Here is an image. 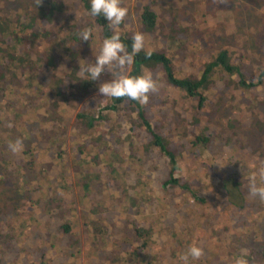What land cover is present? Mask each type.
<instances>
[{
    "label": "rangeland",
    "instance_id": "rangeland-1",
    "mask_svg": "<svg viewBox=\"0 0 264 264\" xmlns=\"http://www.w3.org/2000/svg\"><path fill=\"white\" fill-rule=\"evenodd\" d=\"M14 2V0H0V7L4 3L8 5L7 14L10 18L8 21L4 15H0V23L7 24L10 28H14L17 12L20 11ZM63 2L64 4L59 3V9L55 11L56 18L53 16L54 20L73 18L72 22L78 25L80 32L81 26L85 27V12L81 1L63 0ZM144 4H151L152 9L161 17L165 30L160 33L170 34L173 39L171 47L174 48L175 57L172 54L170 56L176 58V65L182 67L178 69V77L193 74L195 77L200 76L210 61L226 49L231 61H237L239 67L242 66V70L256 73L264 65V0H122V6L128 9L122 24L132 28L133 34L137 31L142 32L138 17L141 15ZM171 23L176 26H169ZM52 27V21L48 22L46 28L52 29ZM94 27L100 28V25ZM171 29L175 30L172 32ZM51 31V36L54 35V37L47 43L53 41L57 50L62 49L69 53L67 56H70V51H73L71 46L75 42L66 36L69 30L61 24L58 29ZM75 35H78V29ZM146 38L147 50L152 48L166 50L169 46L168 40L164 41L158 37V31ZM102 41L96 37L89 44L90 46L85 47L82 44L77 47L74 62L69 64L65 57L60 61L56 60L52 69L46 73L40 72L38 67L45 66L47 70L50 67L48 63L46 65L35 63L36 78L33 83V95L41 104L35 110L37 113L44 114L48 103V93L41 98L39 89L48 86V78L60 79L62 82L58 91H61L64 97L60 107L62 120L67 130L65 145L61 147L62 150L65 149L61 155L64 164L60 163V166L59 162L57 164L59 169L63 167V173H66L64 176L73 180L79 175V172L74 169L78 159L84 161V165L80 164L79 168H86L87 164L92 163L91 155L102 152V149L95 150L93 145L79 148L76 139L82 136L77 142L80 144L82 138L104 132L103 137L107 140L106 146L109 148L112 143L108 137L121 132L122 136L119 140L121 144L116 162H121L120 157H123V164L126 165H122L119 172L124 174L125 171L138 169L146 183V187L142 189L143 196L139 201L144 209L137 216L140 219L138 221L145 220L148 216H155L160 204L165 203L160 211H176L175 218L166 220L165 223H173L171 229L176 225H181V230L185 229V233L178 236L179 239H185V246L189 248L195 244L204 250V255L198 260L200 264L204 263L206 257H211L213 243L216 241L227 247L224 248L225 252L219 253L222 259L217 264L221 261V264H235V260L240 256H244L248 264H264V199L250 194L253 178L258 187L264 186V177L260 175L264 170V91L256 95L255 91L244 90L231 82L226 84V80L213 75L212 80L217 83L213 88L202 91L205 101L202 107H198V100L188 99L184 91L170 85L162 72L153 67L154 65L143 67L141 73H151L157 85V90L149 93L148 102L142 105L145 107L144 114L155 134H158L166 142L168 149L176 154L175 176L179 186L187 187L185 190L159 188L156 192L162 185V181L168 179L169 162L158 149L145 153L143 147L148 146L150 139L146 135L140 137L134 135L137 129L133 128L134 125L131 126L129 117L124 113L126 110L124 107L120 106L114 111L107 109L111 105L112 98L104 99L98 87L113 78V70L111 68L102 70L99 77L101 79L96 80V84H93L90 90L82 89L77 84L78 79L83 77L77 73L80 66L84 67L85 62L95 61ZM6 43L15 48V42L5 41L3 38L0 41V50H5ZM33 47L36 50L34 44ZM89 50L90 53H88ZM32 59H36L34 51ZM2 69L0 79L5 81L7 86L11 84L13 87L20 73H16L13 65L5 67L2 65L1 71ZM130 69L131 66H127L124 71L129 73ZM237 76L235 73L233 78ZM244 76L246 77L245 74ZM72 85H75L74 90L70 89ZM6 91L8 90H0L2 93ZM76 91L83 94V98L77 96ZM21 93L22 90H19L9 99H22ZM0 97L2 98L0 100V131H2L0 139L4 143L1 152L3 155L9 154L5 162L0 156V264H46L38 259L40 254H45L47 259L53 255L52 264H96L95 259L88 260L83 250L84 246H80L75 254H69L64 250V240L53 243L51 248L47 241L42 239V235L50 234L49 241L56 242L51 236L63 221L64 208L51 207L45 190L52 186V182L58 180L50 167H45L44 172L47 177L42 184L46 185L45 182H50V186H44L43 191L29 192V179H34L31 184L39 182L36 173L42 172L45 163V159L42 158L43 151L35 166L36 172L29 174L24 167L25 162H29V154L28 156H25L23 152L15 154L21 161L17 164L16 156L12 155L8 143L16 139L28 138L26 134L29 129L38 124L36 116L32 109L27 108L26 114L22 115L24 123L21 124L15 120L14 114L5 105V97ZM99 111L106 115V121L99 120L95 126L96 133L85 134L78 125L77 115ZM135 115L132 113V116ZM29 120L34 124H29ZM41 126L47 128L50 123H42ZM14 130L20 132L21 136H14V139H11V136L8 139L9 135L6 133ZM92 131L93 129H90V132ZM139 132L141 133V130ZM143 132L145 134V131ZM202 133L214 135L215 142L214 145L201 147L198 151L197 146H191L190 140L196 136L202 137ZM124 137L126 139L123 140ZM114 138L117 139V137ZM136 147L138 148L135 149ZM108 148L104 151L102 162L107 160L111 162L110 159L115 157L113 147L109 152L111 156L107 157ZM49 158H46V161ZM218 182L224 186V191L220 186H215ZM61 190L62 188L56 189L57 193H61ZM212 193L216 195L215 198L219 197L218 202L222 201L217 206L213 200L202 203L199 198L194 197L195 195L212 199L214 198ZM158 196L160 198L157 201ZM226 201L229 203L226 204ZM142 202H145L144 205ZM171 205H174V208H171ZM202 207L205 208L204 213H207L210 208L215 209V212L212 213L207 227L203 224L199 231L193 217L199 221L203 219ZM193 212L195 214L192 216ZM121 214L124 217L125 212ZM105 215L106 218L115 221L116 230L124 226V220L121 219L116 208ZM176 219H180V222L175 221ZM151 237L158 246H161L171 237V233L168 232V238H166L164 233L159 235L158 232H153ZM202 241L204 245L199 246ZM173 242L175 244L173 250L179 255L178 252H182L183 249L178 248L177 239ZM170 250L167 246L165 251L162 247L155 246L153 251L160 252L161 256L158 257L165 261L155 260L154 264H168L166 257H169Z\"/></svg>",
    "mask_w": 264,
    "mask_h": 264
},
{
    "label": "trees",
    "instance_id": "trees-1",
    "mask_svg": "<svg viewBox=\"0 0 264 264\" xmlns=\"http://www.w3.org/2000/svg\"><path fill=\"white\" fill-rule=\"evenodd\" d=\"M14 5H16L19 12L16 16V24L14 28H10L7 24L0 23V41L4 38L5 41L10 40L15 42V48L13 45L5 44V50H0V74L1 66L4 65H13L15 67L16 73H20L18 78L15 80L13 87L11 84L7 86L6 82L0 79V90H8L5 92H0V96L5 97V105L8 107L9 111H12L15 117V120H18L21 124L24 123L22 115L26 114V109H32L36 116L38 124L29 129V132L26 134L28 138H24V148L23 154L28 156L29 162H25L24 167L30 173L36 172L35 166L39 162V155L43 151V159L45 163L42 167V172L36 173L39 177V182L36 184H31L34 179H29V192H39L43 191L44 186H50V182L46 185L42 184V181L47 174L44 172L45 167H50L53 173L56 175L58 181L52 182V186L47 191V200L51 207L61 206L64 208L63 212V221L62 224L58 227L55 233L51 236L53 240L49 241L48 235H42V239L46 240L49 247H53V243H58L59 241H65L64 250L68 251L69 254H75L80 248L84 246L83 250L88 258L96 260V264H154L155 260H162L158 256H161L160 252L153 251V248L162 247L165 251L166 246L170 250L169 257H166L168 264H182L179 261L180 255L185 252L188 247L185 246V239L180 238L179 235L185 233V229L181 230V225H176L171 229L173 223L166 222V220H173L176 215V211H160L162 205L158 207V213L155 216H148L145 220H140V212L144 208L139 204L140 198L143 196L142 189L146 187L142 175L137 170L125 171L124 174L119 172V169L123 164V157H120L121 162L117 161L116 158L118 155V150L120 148L119 140L121 138V132L115 135L109 136L108 139L111 140V147L106 146V139L103 137V133H96L95 126L99 123V120H105V116L99 111L98 113L92 112L86 114L85 112L77 115L78 125L85 131V134L89 135L82 138V142L78 144L77 142L81 139H76V144L80 148H86L94 146L95 150L102 149L101 153H95L91 155L90 159L92 163L87 164L88 167L79 168L80 164L84 165L83 159H78L77 163L74 165L76 172H79V175L73 180H70L69 177H66V173H63V167L59 169L57 162L63 163L61 155L65 151L61 149L65 145L66 130L67 126L62 120L61 116V107L60 104L64 101L63 93L58 91L62 82L60 79L48 78V86L43 89H39L41 98L47 95V105L44 114H39L35 110L41 104L38 100L35 99L33 95V83L35 81L34 71L35 63L46 65L48 63L50 67L46 70L44 67H38V70L42 73L49 72L54 66L56 60L60 61L62 58L67 59L68 63L71 64L74 62V56L77 52V47L82 44L87 47L96 37L100 40H104L107 37H110L113 34V29L109 26L108 22L102 17H92L90 16V2L89 0H80L82 3V9L85 12V27L81 26L80 29L92 28L93 37L92 40L83 41L79 38V27L75 25L72 21L73 18H65L62 21H55L56 18L55 11L58 10L59 3H63V0H14ZM8 5L4 3L0 7V15H4L6 20H10L8 17ZM54 16V17H53ZM159 17L152 9L151 4H144L141 15L138 17L140 23V29L147 37H151L155 32L158 31V37L162 38L164 41L168 40V48L157 49L152 48V54L150 56L146 55V48L140 53L135 55L134 63L131 65V69L128 74L139 76L142 75L141 71L143 67H148L154 65L156 69L160 70L168 81V83L174 86L177 89L184 91L187 98H195L198 100V107L204 105L205 96L202 93L204 89H211L217 83L212 80L213 75L219 76V79L226 80L231 82L234 86L243 88L244 90L255 91L256 95H260L261 91H264V65L256 73H251L250 71L242 70V66L239 67L237 61H231V58L228 56V49L220 52L217 56L210 61V63L203 69V72L200 76L195 77L194 74L190 76H177V72L181 66L176 65L177 59L173 51L174 48L171 47L173 39L170 37V34L167 35L163 32L165 29L164 24L161 23ZM52 21V29H47L46 25L48 22ZM53 21L55 23H53ZM100 25V28H95V25ZM123 23V22H122ZM65 26L69 30L68 35L69 39L75 42L70 51L71 55L67 56L69 53L64 52V50H57L55 48L54 42L47 43V41L53 39L52 31L58 29L60 25ZM80 26V25H79ZM169 26H176L174 23H171ZM78 29V35H75V31ZM175 29H171L173 32ZM50 31V32H49ZM119 31L121 34V39L127 47V51H132V35L133 29L123 26H119ZM100 34V35H99ZM79 39V40H78ZM147 39V38H146ZM156 39V38H154ZM152 42V41H151ZM36 46V50H34ZM49 47V50H48ZM41 48V49H40ZM33 51L35 52L36 59H32ZM49 51V52H48ZM91 51L89 50L88 53ZM170 54H172L171 57ZM243 65V64H242ZM245 71V72H244ZM237 73V78H233V75ZM246 75V77L244 76ZM101 78H98L99 81ZM96 81V82H97ZM10 82V81H9ZM95 81H85L83 76L81 79H78L77 84L82 89L90 90L93 84H96ZM72 85L70 89L74 90ZM11 87V88H10ZM22 90V99L9 97L16 92ZM81 90V89H79ZM77 92V91H76ZM77 96L83 98V94L77 92ZM2 98L0 97V100ZM137 101H132L127 97L122 98H112L111 105L107 109L116 110L118 107L122 106L124 113L129 117L131 126L137 129V132H134V135H146L148 136L149 143L148 146L143 147L146 154L150 153V150L158 149L162 155H164L170 165L169 176L167 180L162 181V185L159 188L168 189L174 188L187 189L186 186H179V181L175 176L177 170V161L176 154L174 151H170L167 147L166 142L155 134L151 123L147 120L144 112L145 107L142 106ZM132 113H135V116H132ZM35 118V117H34ZM42 123H50V126L47 128L42 127ZM29 124H34L29 120ZM130 126V128H131ZM90 129H93L90 132ZM141 130V133L138 131ZM145 131V134L144 132ZM147 131V132H146ZM2 132V131H0ZM149 134V135H147ZM8 139L12 136L11 139H14V136H21V133L17 130H14L11 133H6ZM84 136V135H83ZM202 137L196 136L194 139L190 140L191 146H197L196 150L199 151L201 147H208L214 145L215 136L206 135L205 133L201 134ZM114 137H117L115 140ZM126 139L125 137L123 140ZM113 147L114 158L102 162L101 159L104 158V151L107 150V157H110ZM4 148V143L0 139V156L1 160L5 162L6 157L9 154L3 155L1 149ZM136 147L135 149H137ZM16 156V163L20 164L21 161ZM121 156V155H120ZM50 157V158H49ZM46 158L49 160L46 161ZM14 160V158H13ZM106 160V158H105ZM139 161V160H138ZM64 164V163H63ZM135 164V163H133ZM29 168V169H28ZM135 168V167H131ZM231 170V169H230ZM116 174V175H114ZM41 180V181H40ZM216 187L220 186L224 191V186L221 183H217ZM62 188L61 193H57L56 189ZM139 188V189H138ZM69 193L68 195H66ZM66 195V196H65ZM212 199L205 197H194L199 198L200 202L204 203L207 200H213L219 204V197L215 198V194H211ZM224 194H222L223 196ZM160 197H157V201ZM145 202H142L144 205ZM229 202L226 201V204ZM174 206V205H173ZM171 205V208H174ZM116 208L119 212L121 219L124 220V226L119 230H116V223L111 219L106 218L105 214H109L111 211ZM170 208V209H171ZM201 216L203 219H194L196 228L200 231L201 225L207 227L212 213L215 212V209L210 208L207 213H204L205 208L202 207ZM109 212V213H108ZM125 212V215L121 214ZM195 212L192 213V216ZM175 221L180 222V219ZM174 221V222H175ZM172 230V231H171ZM81 231V233H80ZM158 232L159 235L164 233L166 238H168V232L171 233V237L168 238L164 244L158 246L157 243L152 240L151 233ZM178 240V248L182 252H176L173 250L175 244L173 241ZM84 241V242H81ZM207 242V241H205ZM204 242L202 241L199 246H203ZM214 249L210 254L211 257H206L203 264H212L218 263L222 257L219 253H223L224 248H227L221 245L218 241L213 243ZM229 253V252H228ZM264 255V252H263ZM53 256V255H52ZM52 256L47 259L45 254L39 256L41 262L46 264H52ZM258 261L259 259H254ZM222 262V261H221ZM221 262L219 264H221ZM194 264H200L197 260Z\"/></svg>",
    "mask_w": 264,
    "mask_h": 264
},
{
    "label": "clouds",
    "instance_id": "clouds-1",
    "mask_svg": "<svg viewBox=\"0 0 264 264\" xmlns=\"http://www.w3.org/2000/svg\"><path fill=\"white\" fill-rule=\"evenodd\" d=\"M90 16H102L113 29V34L102 41L99 54L95 56L93 63L85 62L81 67L79 74L85 77V81H96L101 76V71L107 68L113 70V78L99 85L98 91L105 98L127 97L140 104H146L149 100V93L157 90V85L153 80L151 73L145 72L142 75L134 76L126 73L127 66L134 63L135 55L145 50L146 36L142 32H135L132 35V51L128 52L127 47L121 39L119 26L128 14V9L122 6V0H89ZM80 40H92L93 29L85 28L79 32ZM146 55L152 54L151 50H146ZM8 148L13 154L23 151L24 143L22 139L9 141ZM264 177V170L260 173ZM250 194L264 199V186H257L253 178L250 184ZM204 255V250L193 244L183 252L179 261L182 264H194ZM235 264H248L244 256L235 260Z\"/></svg>",
    "mask_w": 264,
    "mask_h": 264
},
{
    "label": "bare ground",
    "instance_id": "bare-ground-1",
    "mask_svg": "<svg viewBox=\"0 0 264 264\" xmlns=\"http://www.w3.org/2000/svg\"><path fill=\"white\" fill-rule=\"evenodd\" d=\"M66 17V16H65ZM227 177V176H226ZM39 244V243H38Z\"/></svg>",
    "mask_w": 264,
    "mask_h": 264
}]
</instances>
